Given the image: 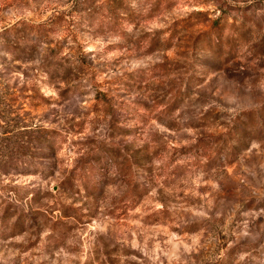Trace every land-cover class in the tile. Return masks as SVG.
<instances>
[{
    "label": "rangeland",
    "instance_id": "374dc122",
    "mask_svg": "<svg viewBox=\"0 0 264 264\" xmlns=\"http://www.w3.org/2000/svg\"><path fill=\"white\" fill-rule=\"evenodd\" d=\"M0 264H264V0H0Z\"/></svg>",
    "mask_w": 264,
    "mask_h": 264
},
{
    "label": "trees",
    "instance_id": "16d2710c",
    "mask_svg": "<svg viewBox=\"0 0 264 264\" xmlns=\"http://www.w3.org/2000/svg\"><path fill=\"white\" fill-rule=\"evenodd\" d=\"M9 30H10L9 27L5 28V37H3V41H2V43H4L5 46H8V48H9V47L13 48V50H15V49H20L21 46L17 44V43H18V40H10L9 37H8V35H6V33H7ZM9 35H10V34H9ZM21 37H22V35H21ZM11 42H13V43H11ZM10 43H11V44H10ZM20 218H21V217L19 216V218H18L17 220L20 221V220H21ZM3 220H5V216L3 217ZM18 221L15 222L14 225H13V231L16 229L17 226H20V225H21V224H20L21 222L19 223ZM20 227H21V226H20ZM13 234H15V233L13 232Z\"/></svg>",
    "mask_w": 264,
    "mask_h": 264
}]
</instances>
